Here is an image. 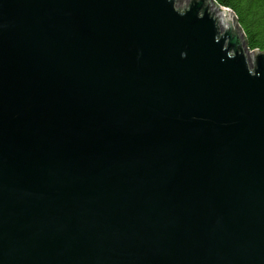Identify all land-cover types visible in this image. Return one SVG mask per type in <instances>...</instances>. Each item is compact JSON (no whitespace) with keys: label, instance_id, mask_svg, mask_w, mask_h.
I'll use <instances>...</instances> for the list:
<instances>
[{"label":"water","instance_id":"water-1","mask_svg":"<svg viewBox=\"0 0 264 264\" xmlns=\"http://www.w3.org/2000/svg\"><path fill=\"white\" fill-rule=\"evenodd\" d=\"M0 264H264V51L217 0H0Z\"/></svg>","mask_w":264,"mask_h":264},{"label":"trees","instance_id":"trees-1","mask_svg":"<svg viewBox=\"0 0 264 264\" xmlns=\"http://www.w3.org/2000/svg\"><path fill=\"white\" fill-rule=\"evenodd\" d=\"M217 2L235 12L250 49L264 51V0H217Z\"/></svg>","mask_w":264,"mask_h":264}]
</instances>
